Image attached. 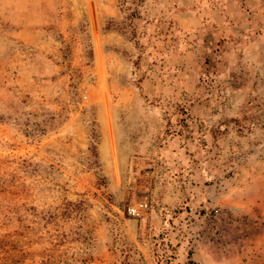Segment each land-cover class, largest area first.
<instances>
[{
  "label": "rangeland",
  "instance_id": "obj_1",
  "mask_svg": "<svg viewBox=\"0 0 264 264\" xmlns=\"http://www.w3.org/2000/svg\"><path fill=\"white\" fill-rule=\"evenodd\" d=\"M124 243L264 264V0H0V264Z\"/></svg>",
  "mask_w": 264,
  "mask_h": 264
},
{
  "label": "trees",
  "instance_id": "obj_2",
  "mask_svg": "<svg viewBox=\"0 0 264 264\" xmlns=\"http://www.w3.org/2000/svg\"><path fill=\"white\" fill-rule=\"evenodd\" d=\"M206 80H208V75H206ZM124 245H126L125 250H121V252L125 254L123 264H131L129 260L132 259L133 256L138 255V252L133 245L128 243H124ZM139 261L142 260L140 259ZM188 264H192L191 261H189Z\"/></svg>",
  "mask_w": 264,
  "mask_h": 264
},
{
  "label": "built area",
  "instance_id": "obj_3",
  "mask_svg": "<svg viewBox=\"0 0 264 264\" xmlns=\"http://www.w3.org/2000/svg\"><path fill=\"white\" fill-rule=\"evenodd\" d=\"M147 203L146 202H139L134 206H130L127 209V212L132 217H140V215L147 210Z\"/></svg>",
  "mask_w": 264,
  "mask_h": 264
}]
</instances>
